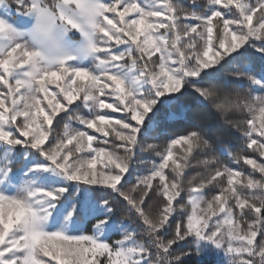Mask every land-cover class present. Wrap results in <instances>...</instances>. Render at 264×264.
<instances>
[{
  "label": "snow or ice",
  "instance_id": "1",
  "mask_svg": "<svg viewBox=\"0 0 264 264\" xmlns=\"http://www.w3.org/2000/svg\"><path fill=\"white\" fill-rule=\"evenodd\" d=\"M210 254L264 264V0H0V264Z\"/></svg>",
  "mask_w": 264,
  "mask_h": 264
},
{
  "label": "trees",
  "instance_id": "2",
  "mask_svg": "<svg viewBox=\"0 0 264 264\" xmlns=\"http://www.w3.org/2000/svg\"><path fill=\"white\" fill-rule=\"evenodd\" d=\"M260 65L259 62L256 63V70L259 71ZM225 144H230L232 146V150L235 151L240 147V141L236 139L235 137H228L225 139ZM225 160L227 162V157H225ZM235 166V165H234ZM247 168V166H244ZM201 264H215L212 260L210 259H202Z\"/></svg>",
  "mask_w": 264,
  "mask_h": 264
},
{
  "label": "rangeland",
  "instance_id": "3",
  "mask_svg": "<svg viewBox=\"0 0 264 264\" xmlns=\"http://www.w3.org/2000/svg\"><path fill=\"white\" fill-rule=\"evenodd\" d=\"M203 259H210V260H212L215 264H223V260H222V258H220V257H217V256H215V255H207V256H205Z\"/></svg>",
  "mask_w": 264,
  "mask_h": 264
}]
</instances>
